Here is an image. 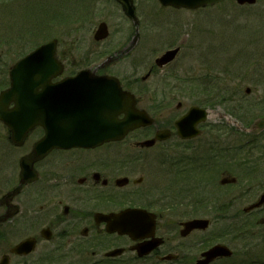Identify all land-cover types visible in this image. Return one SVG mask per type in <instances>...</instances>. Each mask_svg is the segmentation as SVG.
I'll return each mask as SVG.
<instances>
[{
  "label": "flooded vegetation",
  "instance_id": "obj_1",
  "mask_svg": "<svg viewBox=\"0 0 264 264\" xmlns=\"http://www.w3.org/2000/svg\"><path fill=\"white\" fill-rule=\"evenodd\" d=\"M72 3L74 6L69 10L76 15L75 23L90 22L91 19L82 20L80 17L94 11L95 1L72 0ZM62 10L65 9L62 7ZM136 15L138 24H132L134 34L127 38L123 48L109 56L112 59L108 66L128 58V63L133 65L138 60V67L140 60L145 62L143 47L131 55L144 34L137 7ZM61 21L64 19L61 18L58 23ZM171 49L178 50L175 57L163 66L156 63V57L154 66L148 71L150 75L155 68L168 67L174 62L184 46L172 43L165 52ZM220 53H224V46L218 43L209 46L205 54L220 56ZM57 55L64 62L58 52ZM132 67L134 72L136 67ZM139 72L132 77L118 74L123 88L133 93L136 107L146 110L155 120L153 125L136 129L127 136L138 135L137 148L114 147L124 140L105 142L94 148H55L27 166L29 178L23 182L21 161L44 137L45 129L34 127L18 144L0 121L6 131L0 136V153L10 154L5 160L0 156V162H3L0 163V178L4 179L0 184V264H197L213 243L229 247L239 245L242 250L248 243H253L252 238L259 228L263 230L264 215L256 217L264 213V205L248 212L244 211V207L239 208L238 201L243 198L245 190L241 191L242 187L234 182L221 184V179L230 178L236 172L240 174L239 171L249 167V164L240 161L239 154L248 156L256 152L257 163L260 162L264 168V143L256 142L254 137L241 143L240 136L232 143H226L228 134L210 132L221 131L225 125L209 123V109L206 108L209 107L208 94H204V103L191 105L169 118L160 119L158 113L162 114L160 111L165 101L158 100L156 96L153 106L147 108L142 105L143 97L138 93L148 91L139 84L140 80L146 79L145 75L140 77ZM64 77L63 74L54 81ZM168 80L165 77L161 84L153 88V93L188 92L187 89L197 88L184 84L182 77L176 74L170 75ZM214 87L199 86L204 93ZM250 91L249 87L245 89L246 94ZM258 102L257 105L242 106L249 108V114H254L258 107L264 110V98ZM182 106L181 101L176 103L177 110H181ZM195 106L206 109L208 118L199 121L202 120L199 114L198 122L195 120L190 126L195 124V127L183 130L184 134L196 135L184 138L179 134L177 122ZM166 129L170 131V139L174 140L171 148L153 149L169 139L157 140L151 147L140 145L141 141L153 139L159 131ZM142 133L146 137H140ZM17 149L23 150L18 158L15 157ZM213 175H216L215 183L219 181L221 188L212 186ZM162 176L165 185L170 184L173 188L170 196H159L155 193L157 184L150 183L156 180L160 185L158 180ZM237 177L246 182L241 174ZM214 197L220 203L219 241L210 238L209 228H195L187 232L183 225L193 219L211 220L210 199ZM128 208H141L153 213L145 215L148 221L142 224L146 228L136 237L111 229V216ZM230 209L234 211L227 213ZM263 239L264 231L261 233Z\"/></svg>",
  "mask_w": 264,
  "mask_h": 264
},
{
  "label": "rangeland",
  "instance_id": "obj_2",
  "mask_svg": "<svg viewBox=\"0 0 264 264\" xmlns=\"http://www.w3.org/2000/svg\"><path fill=\"white\" fill-rule=\"evenodd\" d=\"M0 1V89L8 85L9 70L18 59L52 38L59 40L58 54L66 65L64 75L89 68L98 73L107 72L128 77L140 71L142 77L154 66L155 58L165 52L172 43L177 42L184 46L180 56L168 67L155 68L153 74L140 80L139 84L148 91L138 93L143 97L142 105L147 108L153 106L154 97L158 96V100L165 101L162 102V114L158 113L159 118L163 120L191 105L204 103V94H208L209 107L206 108L209 109V123L225 125L221 131L210 132L228 134L226 143H232L238 136L241 143H246L253 137L256 142L264 143V128L258 125L264 120V110L259 107L255 109L254 123V117L243 121L244 118L241 117L245 115L242 108H239L240 105H257L258 101L264 98V0H257L255 5L247 7L239 6L236 0H222L212 7L194 11L163 8L157 0H135L144 34L140 43H137V48L133 47L131 55L136 54L140 47L144 48L145 62L140 60L139 67L138 60H135L133 65L128 63L129 58L122 59L114 66L106 64L107 58L114 51L123 48L127 38L134 34L133 20L125 16L121 6L114 0H94V11L90 15L80 17L82 20L91 19L87 24L75 23L77 18L73 11L69 10L72 2L68 0ZM62 7L65 10H62ZM60 10L63 12L60 13ZM61 18L64 21L58 23ZM101 21H106L109 25L110 35L107 39L97 42L93 34ZM218 43L223 44L224 53H220V56L205 54L209 46ZM189 46L193 47L190 49ZM132 66L136 67L134 72ZM172 74L182 77L184 84L197 88L187 89L188 92L153 93V88L161 84L165 77L168 80ZM199 86L215 87L204 93ZM248 87L251 91L246 94L245 89ZM179 101L183 103L181 110L176 109V103ZM5 132L0 125V136ZM137 136L131 135L114 147L137 148ZM139 136L146 137L143 133ZM173 142L171 138L157 144L153 149L171 148ZM22 151L17 149L15 157L18 158ZM0 156L5 160L10 154L8 156L2 152ZM211 179L212 186L221 188L219 181L215 183L216 175ZM3 180L0 178V184ZM158 181H161L160 185L156 180L150 181L151 185L157 184L155 193L159 196H170L173 192L171 185H165L163 176ZM239 183L241 191L245 190L242 193L243 198L238 201V207L243 208L255 201L264 191V173L252 183L245 180ZM214 206L220 207V203L212 204L210 210H213ZM227 211L230 213L234 210ZM257 215L256 219L264 213ZM209 217L213 223L208 233L210 237H217L221 227L220 221L215 220L213 215ZM262 228V231L259 228L255 233L253 243H248L249 246L243 254L241 252L244 248L241 250L239 245L232 246L235 256L216 264H244L247 259H260V264H264V239L261 240L264 227Z\"/></svg>",
  "mask_w": 264,
  "mask_h": 264
},
{
  "label": "water",
  "instance_id": "obj_3",
  "mask_svg": "<svg viewBox=\"0 0 264 264\" xmlns=\"http://www.w3.org/2000/svg\"><path fill=\"white\" fill-rule=\"evenodd\" d=\"M164 6L196 9L212 5L219 0H159ZM125 13L136 21L133 0H119ZM239 4H254L256 0H237ZM108 36L105 22L99 25L95 38ZM56 40L43 44L19 60L10 71L11 85L0 94V119L10 128L17 143L36 125L46 129L45 137L34 151L22 161V181H28L27 166L34 163L53 148L93 147L105 141L122 139L126 133L147 125L152 120L145 112H137L133 96L124 91L119 80L107 75H96L82 70L74 77L58 82L52 79L62 73L63 66L55 57ZM177 49L170 50L157 59L160 65L172 60ZM15 102L13 108L9 104ZM192 109L185 117L195 114ZM124 113V118L118 115ZM159 139L169 137L167 131L157 135ZM155 139L142 145L150 146ZM227 180H224L225 182ZM18 190V189H17ZM15 190L14 193L17 191ZM264 203L261 199L248 207L250 210ZM139 211L127 210L114 216L113 230L138 234L142 229ZM199 222V221H194ZM193 225V223H186ZM208 221H204L207 226ZM191 229V227H189ZM224 245H217L205 253L208 263L218 255H230Z\"/></svg>",
  "mask_w": 264,
  "mask_h": 264
}]
</instances>
